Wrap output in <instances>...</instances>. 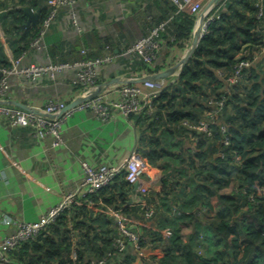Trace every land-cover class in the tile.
<instances>
[{"label": "trees", "instance_id": "obj_1", "mask_svg": "<svg viewBox=\"0 0 264 264\" xmlns=\"http://www.w3.org/2000/svg\"><path fill=\"white\" fill-rule=\"evenodd\" d=\"M224 1V10L209 22L207 33L197 40L179 73L167 77L166 85L152 97L150 114H131L139 126L136 144L143 160L148 166H158L162 172L158 190L146 200L153 209L152 215L146 218L151 221L146 223L136 217L135 211L138 215L142 213L141 204H127L133 188L120 172L95 194L76 197L71 207L51 224L22 241L11 252L14 261L89 264L88 258L101 257L107 249L114 252L113 238L117 231L107 210L111 207L121 210L122 216L133 222H144L138 226L139 244L161 251L151 254L146 259L148 264H264V128L253 133L245 144L240 130L224 118L228 108L231 118L240 114L241 125L248 117L251 122L258 117L264 120V57L255 61L250 53L260 51L264 44V0ZM46 2L8 0L0 4L4 8L0 12L1 21L6 26L3 36L14 48L13 57L27 54L32 47L49 12ZM16 4L39 9L38 21L22 29L27 16L18 8L13 10ZM166 6H159L160 17L152 25L170 19V33L175 41L189 37L194 17L178 11L174 5ZM112 25L124 47L145 35L152 26L142 34L143 30L130 16L124 20L116 18ZM113 36L108 33L98 39L102 49L113 47ZM87 38H93L91 33ZM242 45L250 46L251 50L244 51ZM61 50L59 43L50 46L47 50L50 61L72 62L97 56L83 47L80 57L65 58L60 55ZM243 51L252 64L243 69L244 79L231 85L218 72H231L235 59ZM138 60L143 61L139 55L130 58L131 63ZM142 64L144 70L152 71L147 63ZM10 66V59L0 44V80L2 69ZM252 77L257 81L251 80ZM202 95L206 97L201 101ZM210 97L221 99L222 105L209 124L211 133L207 134L188 125L208 120L207 113L213 108L208 103ZM198 100L201 112L196 113L194 104ZM222 126L224 131L220 129ZM209 141L219 147H213L214 152L205 155L202 148L212 144ZM229 158L236 165L234 169L229 165ZM242 210L244 216H241ZM99 212L111 222L114 235L109 238L94 232L92 223ZM73 232L78 234L75 241L71 238ZM96 241L102 243L101 251L97 247L93 256H87L85 248L98 245ZM73 249L75 259L71 257ZM135 254L128 245L113 264H129Z\"/></svg>", "mask_w": 264, "mask_h": 264}, {"label": "crops", "instance_id": "obj_2", "mask_svg": "<svg viewBox=\"0 0 264 264\" xmlns=\"http://www.w3.org/2000/svg\"><path fill=\"white\" fill-rule=\"evenodd\" d=\"M7 1L0 0V4ZM202 1L205 5L209 0ZM114 2V0H77L74 13L78 26L71 21L70 7L63 6L56 20L46 29L42 40L37 45L32 44L24 62H43L48 48L57 43L62 45L61 52H63L60 55L65 58L80 57V49L83 47L92 55L113 54L112 62L97 67L96 87L85 89L91 96L103 94L108 100L117 97L116 89L126 83L128 77H136L137 81L141 76L150 73L173 67L175 72L180 69V61L185 57L191 44L192 32L189 37L175 41L170 31H166L162 35V46L157 58L148 66L152 69L149 71L143 69V61L131 63V57L122 54V40L115 34L112 25L114 19L124 20V17L130 16L136 26L143 30V34L144 29L149 28L160 17L159 6L167 7V1L122 0L124 9H119L120 13L117 15ZM28 5L16 4L13 10L16 8L21 10L20 7ZM134 5L141 6L138 9V7L134 8ZM3 10L4 8L0 7V12ZM25 27L29 25L21 26L22 29ZM4 29L6 26L0 16V44L4 55L9 59L13 56L14 48L4 39L2 35ZM89 33L93 38L88 40ZM108 33L114 35L113 40L111 39V42H114L113 47L105 46L106 48L102 49L98 39ZM263 54L261 51L258 57L254 55L255 61L261 60ZM72 75V70H66L59 73L55 80L42 78L33 85L24 83L19 76L10 75L8 78L10 89L4 96L6 103H3L15 106L13 103L18 102L39 107L50 97L60 98L66 104L73 103L79 98H84L81 96L84 88L72 87L70 84ZM138 127L131 114L125 115L115 111L111 119L102 121L91 109L82 108L73 111L66 118L62 124L61 142L58 146H52L50 135L37 137L30 127H9L0 121V174L3 172V175H0V211L26 221L38 220L50 207L60 202L65 194L79 191L83 180V161L94 166L102 163L116 165L121 163L134 145L139 150L136 144ZM150 174L160 180L162 172L158 166H150ZM129 204L139 203L133 201ZM97 215L92 223L96 235L107 238L114 235L109 218H103L101 212ZM11 229L0 221V239ZM76 234L77 232L71 234L73 241L76 239ZM97 243L98 245L94 247L85 248L87 256H93L97 247L101 251L102 243ZM149 251L152 254L161 253L158 249Z\"/></svg>", "mask_w": 264, "mask_h": 264}, {"label": "built area", "instance_id": "obj_3", "mask_svg": "<svg viewBox=\"0 0 264 264\" xmlns=\"http://www.w3.org/2000/svg\"><path fill=\"white\" fill-rule=\"evenodd\" d=\"M77 0H47L46 5L49 8L48 15L42 23L37 38L32 44H38L47 28L56 20V16L60 7H70V18L74 25H77L74 13V5ZM169 6L174 5L178 11H185L194 17L193 26L191 29L192 35L197 34L199 39L203 34L207 33L208 24L211 20L216 19L224 10V0H216L209 7L205 8L202 0H166ZM170 19L159 20L152 25L145 35L136 39L128 46H122V54L127 57L139 55L143 62L150 65L158 56L162 46V33L171 31ZM84 53V49L81 50ZM25 53L17 57L10 56L11 66L7 69H2V78L0 80V121L9 127H30L34 130V135L43 137L50 135L52 137V146H58L61 142L62 124L69 117L73 111L82 108H89L94 111L96 117L102 121L111 119L115 111H119L125 115L132 113H141L149 115L152 108L150 106L151 99L166 85V78L146 79L136 81V77H128L127 82L122 84L117 91L115 99H106L103 94H96L91 96L88 94V87H96L97 83V67L110 63L114 59L113 54H104L101 56L89 57L72 62H52L50 61L47 52L46 58L43 62L27 61ZM237 59L234 64V73L231 82L235 81L242 69L247 68L251 61L249 58L242 57ZM248 62H247V61ZM72 70V77L70 84L72 87H83L84 90L81 96L83 101L79 104L66 109V102L60 98H47L41 106H33L37 112L27 111L17 106H10L4 104V96L10 89V82L8 80L10 75L19 76L24 80V83L33 85L36 81L47 78L55 80L57 75L63 71ZM177 69L175 75L179 73ZM219 71L218 73H220ZM227 82V81H226ZM23 83V85H25ZM229 83V82H227ZM230 84V83H229ZM233 84V83H232ZM6 103V102H5ZM208 103L213 107L207 113L208 120H200L197 124L188 125L192 129L204 131L207 134L211 133L210 123L214 119V115L219 113V108L222 105V100H214L210 97ZM224 131V127H220ZM83 180L81 187L77 193L65 194L60 202L55 206L50 207L38 220L26 221L15 216L9 215L5 211H0V221L3 224L11 227L8 232L0 239V264H29L14 261L11 257V252L24 240L30 239L37 235L41 230L51 224L54 219L60 215L64 210L69 209L76 197L95 194L97 190L103 186L108 185L114 176L118 173H124V179L132 184L136 183V188L132 189L131 194H139L143 196L141 204L142 213L145 219L149 218L153 209L146 200L151 194L158 190L160 182L150 174V166L143 160L138 147L134 145L128 155L124 157L121 163L111 165L102 163L99 165H92L86 161L82 162ZM3 175V172L0 174ZM107 210L112 214L113 222L116 227L117 235L113 238L114 252L107 249L101 257L88 258L86 262L89 264H109L115 263L118 258L126 251L129 245L134 251L139 253L142 249H149L147 246L139 244V225H144V222H138L134 230L128 226L134 224L122 216L121 210L112 209L108 207ZM75 256V251L72 252ZM75 258V257H74ZM136 259V257H135ZM88 260V261H87Z\"/></svg>", "mask_w": 264, "mask_h": 264}, {"label": "rangeland", "instance_id": "obj_4", "mask_svg": "<svg viewBox=\"0 0 264 264\" xmlns=\"http://www.w3.org/2000/svg\"><path fill=\"white\" fill-rule=\"evenodd\" d=\"M115 2V6H116V8H117V10H116V12H115V14L117 15V14H119L120 13V11H119V9L120 10H122V9H124V7H122V0H114ZM141 6V5H140ZM140 6H138V5H134L133 7L134 8H136V7H138V9H139V7ZM112 15H113V12H112ZM114 17V16H113ZM171 30H172V25H171V28H170ZM108 30H110L109 29V27H108ZM2 35H3V33H2ZM42 39H40V41H41ZM242 49L244 50V51H246V50H251L250 49V46H246V45H242ZM244 51L242 52V54L240 55V56H238L236 59H235V61L237 60V59H242V57H245V53H244ZM261 51H263V53H264V44L261 46V49H260V51H250V53L251 54H253V55H255V57H258L259 56V52H261ZM263 57H264V54H263ZM239 60V61H240ZM247 61V60H246ZM262 61H263V65H264V59H262ZM248 62V61H247ZM251 64H252V62L250 63V65L248 66V67H250L251 66ZM242 71H243V69L241 70V72H240V76L235 80V81H233V82H231L230 81V79L232 78V76H233V73H234V65H233V69H232V71L231 72H227V71H221L220 73H218V76H220V77H222V78H224L225 79V81H227V82H229L231 85H233L232 83H237V82H239V81H241L242 80V78L244 79V75L242 76ZM242 76V77H241ZM251 80H254V81H257V79L256 78H254V77H252V79ZM227 87H228V85H227ZM221 89V91H223V88H220ZM219 89V90H220ZM204 94V93H203ZM207 94H214L213 92H208ZM207 94H206V96H207ZM192 95V94H191ZM205 95H202L201 97H199V99L202 101L205 97H206ZM191 98H192V96H190ZM200 100H198V103H195L194 104V106H195V111H196V113H199V112H201V107H200V105H199V101ZM192 104V103H191ZM228 109V108H227ZM225 109V114H224V118H225V120H230V121H232V124L233 125H235L236 126V128L237 129H239L240 130V133H241V135H242V139L245 141V144H248L249 143V141H247V139H249L250 137H251V135L253 134V133H255V132H258L259 131V129L260 128H264V120H262L260 117H258L257 118V120L255 121L254 120V122H251V117H248V118H246V119H244V122L245 123H243L242 125H241V118H240V114L238 113V114H234V116L231 118L230 117V114H229V111H230V109ZM235 110H236V108H234ZM236 112V111H235ZM248 120L250 121V122H248ZM239 133V134H240ZM232 135H234V133H233V131H232ZM210 143H212V144H206L203 148H202V150H205L206 151V153H205V155L206 154H212L213 152L211 151V149L213 148V147H215V148H218L219 146H216L214 143H213V141H209ZM215 148H213V149H215ZM204 155V156H205ZM228 160V162H229V165H231V169H234L235 167H236V165L231 161V159L229 158V159H227ZM244 209H245V207H244ZM135 215H136V217L137 218H140L139 219V221L140 220H143V221H145L146 223H148V222H150L151 221V219H145V217L144 216H140V215H138L137 214V212L135 211ZM245 215V212L242 210V212H241V216H244ZM156 221V220H155ZM128 223V226H130V228L132 229V230H134V227H136V225L138 224L136 221L134 222V224L133 225H131V223L130 222H127ZM152 253H151V251H149V250H147V249H142L139 253L137 252V254H135V256L134 255H132L133 256V260H131V262L129 263V264H148L147 262H146V259H148V257L151 255ZM197 254L198 255H202L200 252H197ZM222 254H223V252H222ZM223 256L224 257H226V255L225 254H223ZM71 257L73 258V259H75L74 257H76V256H74L72 253H71ZM135 257H136V259H135ZM202 259V258H201ZM136 260H137V262H136ZM224 260L226 261L227 260V257L226 258H224Z\"/></svg>", "mask_w": 264, "mask_h": 264}, {"label": "water", "instance_id": "obj_5", "mask_svg": "<svg viewBox=\"0 0 264 264\" xmlns=\"http://www.w3.org/2000/svg\"><path fill=\"white\" fill-rule=\"evenodd\" d=\"M216 0H209L206 5L205 8L209 7V5H211L213 2H215ZM21 10L23 11V13L27 16V21L24 24L25 25H29L30 22H36L38 21V9L33 10L30 6H22L20 7ZM198 36L196 33H194L192 35V40H191V44L189 47V50L187 51L185 57L180 61V66L182 67L183 64L185 63L186 59L188 58V56L191 54V52L193 51L194 47L196 46L197 43V39ZM175 73V67L171 68V69H167V70H163V71H159L156 73H150L147 75H143L141 76L137 81H142V80H146V79H157V78H167L169 76H172ZM110 82V81H108ZM105 84V83H104ZM84 98H79L77 101H74L73 103L67 104L66 105V109H69L70 107H73L76 104H79L80 102L83 101ZM1 103V101H0ZM15 106L25 109L27 111H32V112H37L34 108L30 107L29 105L25 104V103H18V102H14L13 103ZM132 188L135 189L136 188V183H132ZM144 198L143 196L139 195V194H131L128 199H127V204L135 201L138 203L143 202Z\"/></svg>", "mask_w": 264, "mask_h": 264}]
</instances>
